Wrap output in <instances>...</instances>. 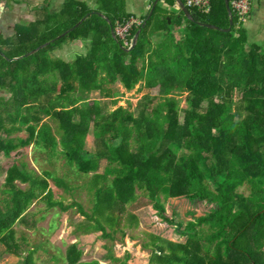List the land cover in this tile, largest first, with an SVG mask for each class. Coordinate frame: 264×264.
I'll use <instances>...</instances> for the list:
<instances>
[{
    "label": "trees",
    "instance_id": "1",
    "mask_svg": "<svg viewBox=\"0 0 264 264\" xmlns=\"http://www.w3.org/2000/svg\"><path fill=\"white\" fill-rule=\"evenodd\" d=\"M210 1L207 13L189 7L194 20L158 5L126 42L114 38L112 26L134 17L127 0H64L58 11L45 0L34 8V21L0 34V157L7 161L0 163V242L8 254L23 255L15 227L36 202L48 213L75 210L87 231L115 240L139 227L140 206L164 215L167 201L187 198L218 208L186 223L184 243L152 237L162 253L152 263L264 264V52L249 42L233 8L231 32L200 26L229 27L225 0ZM138 30L135 49L124 51ZM82 40H91L87 55L51 56ZM117 83L159 94L147 96L137 112L91 102L95 92L118 97ZM31 146L38 170L16 157ZM60 161L63 177L55 169ZM69 177L86 179L91 211L77 200H56L52 181L71 196L80 188ZM246 186L250 194L241 192ZM34 253L23 263L36 264ZM83 256L78 244L68 247V264H81Z\"/></svg>",
    "mask_w": 264,
    "mask_h": 264
},
{
    "label": "rangeland",
    "instance_id": "2",
    "mask_svg": "<svg viewBox=\"0 0 264 264\" xmlns=\"http://www.w3.org/2000/svg\"><path fill=\"white\" fill-rule=\"evenodd\" d=\"M8 1L10 2L7 5L6 2L0 4L4 6L0 13V34L4 37L11 36L14 33L15 26L20 22L34 20V8L41 6L45 0ZM61 3L62 0H54V2L52 0V8L59 9ZM262 33L258 35L256 32H248V37L251 44L259 45L264 52V34ZM160 37L155 39L156 42L160 41ZM73 43L64 44L62 49H57L51 56L66 61L74 60L77 54L74 50L76 45ZM116 88L119 91L118 97L104 98L100 92H95L91 96V102L101 100L108 107L106 108L107 111L123 105L137 112L139 103L147 96L156 97L159 94L158 90L144 89L141 88L140 84L132 91L124 89L121 83H117ZM186 96L180 97V99H183L182 105L187 104ZM115 101H118L117 105L114 104ZM88 140L89 148L94 151V136L89 135ZM32 148L31 146L21 149L16 157L26 159L29 164L33 165ZM6 162V159L1 156L0 163ZM55 165L57 174L63 177L66 174L67 167L63 165L62 161L57 162ZM69 183L70 185L80 186V188L74 190L73 196L65 193L62 189H57L55 182L52 181V185L56 188V199H63L66 204L71 203L72 200H77L85 206L87 211H91L95 200L90 191L84 187L86 179L69 177ZM241 192L250 194L247 186L242 188ZM166 208L167 213L163 215L153 205L140 206L135 210L140 220L139 227L137 229L127 228L126 236L121 233L116 234L115 240L104 238L102 232L87 231L85 229L87 225L82 224L86 218L81 213L75 210L60 212L59 208H56L50 211V214L48 213L49 216L52 215L53 220L55 219L53 223L45 221L43 223L45 226L42 224L38 227L33 223V226L37 229L33 234L22 232L24 236L22 256L8 254L3 244L0 243V264H24L23 262L29 250H34L33 256L36 264H68L66 253L68 247L72 244H78L80 250L84 253L81 264H154L151 261L152 256L155 253L159 255L162 253L154 246L152 237L184 243L187 241L184 236V233L187 234L186 223L215 211L218 205L210 202L192 201L187 198H177L167 201ZM50 224L51 228L53 224L54 231H48Z\"/></svg>",
    "mask_w": 264,
    "mask_h": 264
},
{
    "label": "crops",
    "instance_id": "3",
    "mask_svg": "<svg viewBox=\"0 0 264 264\" xmlns=\"http://www.w3.org/2000/svg\"><path fill=\"white\" fill-rule=\"evenodd\" d=\"M11 1L13 2L14 0H11ZM63 2L64 0H62L61 6ZM153 5L154 4L151 0H127V11L130 14H132L134 17L143 19L146 15L150 13V11H152ZM159 5L162 6L164 9L170 12H174V13H180L182 10L181 5L178 0H161ZM59 9H53V11H58ZM34 20L32 19L28 21L32 22ZM247 24L249 25L246 26ZM263 24H264V0H255L253 10L251 14L248 16L247 20L244 21V25L248 32H252V33L256 32L258 35H260L261 32H263L262 34H264V26H262ZM73 44L76 45L74 50H76L75 53L77 54V56H79V55H87L90 51L92 43H91V40H82V41H75ZM64 48H67V47H64ZM69 61H72V60H69ZM31 166L34 167L36 170H38V168L34 164ZM54 189L56 190V188ZM51 216L52 215L49 216L48 212L45 211L44 204L42 203L37 204V202L34 203V205L27 211V213L24 214L23 218L16 224L15 229H16V238L18 242L22 243L23 241V237H24L22 233L23 231L33 234L37 230L33 226V223H35L37 227L42 225L45 221H50L51 223H53L55 219L53 220ZM43 226L45 225L43 224ZM54 230L55 229L53 228V224H52V228L50 224V229L48 231L50 232ZM26 236H27V233H26ZM3 246L6 251V247L4 244Z\"/></svg>",
    "mask_w": 264,
    "mask_h": 264
},
{
    "label": "built area",
    "instance_id": "4",
    "mask_svg": "<svg viewBox=\"0 0 264 264\" xmlns=\"http://www.w3.org/2000/svg\"><path fill=\"white\" fill-rule=\"evenodd\" d=\"M188 7H196L201 12L207 13L211 10L210 0H183ZM255 0H234L231 2V8L238 13L242 21H246L254 7ZM144 20L141 18L132 17L124 25H119L116 32L119 38L127 41V37L134 27L143 25Z\"/></svg>",
    "mask_w": 264,
    "mask_h": 264
},
{
    "label": "water",
    "instance_id": "5",
    "mask_svg": "<svg viewBox=\"0 0 264 264\" xmlns=\"http://www.w3.org/2000/svg\"><path fill=\"white\" fill-rule=\"evenodd\" d=\"M161 0H156L154 5H153V8H152V11H151V14L149 16V19H151V17L153 16L154 12H155V9L156 7L159 5ZM180 5H181V8L184 10L186 16L190 19V20H194L193 19V16L190 12V9L189 7L184 3L183 0H178ZM225 4H226V8H227V11H228V15H229V27L227 29H222V28H219L217 26H214L212 24H208V23H201V22H198V24L200 26H203V27H207V28H210V29H213V30H218V31H222V32H225V33H228V32H231L232 28H233V25H234V15H233V11H232V8H231V5H230V0H225ZM4 6L0 5V13L2 11ZM103 17L107 18L109 20L108 17H106V15L104 14H101ZM109 22L111 23V21L109 20ZM82 22H80L79 24L75 25L73 28H71L70 30L66 31L64 34L60 35L56 40H53L52 42H48V43H45L43 45H41L40 48L30 52L29 54L25 55L24 57L26 58H29L31 56H34L35 54H37L38 52L44 50L45 48H48L49 45L51 43H54L56 42L57 40L61 39L62 37L66 36L68 33L72 32L73 30H75L77 27H79V25L81 24ZM170 23H172V20L170 19ZM112 24V23H111ZM146 25V24H145ZM112 33H113V36L114 38L119 41V37L117 35V32H116V29L112 26ZM140 33H141V30H138V32L135 34L133 40H132V44L130 45V48L129 49H125L124 51L126 52H131L132 50L135 49L137 43H138V39H139V36H140ZM18 58H15V59H12V60H16Z\"/></svg>",
    "mask_w": 264,
    "mask_h": 264
}]
</instances>
